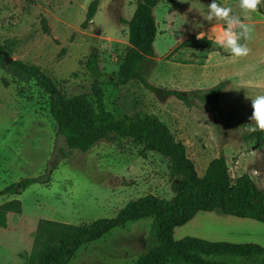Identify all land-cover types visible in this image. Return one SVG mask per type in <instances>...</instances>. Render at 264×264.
<instances>
[{
	"label": "rangeland",
	"instance_id": "374dc122",
	"mask_svg": "<svg viewBox=\"0 0 264 264\" xmlns=\"http://www.w3.org/2000/svg\"><path fill=\"white\" fill-rule=\"evenodd\" d=\"M96 1L93 16L87 13ZM243 15L238 0H218ZM212 0H160L153 9L157 25L146 81L164 90H208L222 84L216 102L160 97L136 81L114 86L118 64L129 46L128 21L136 0H0V45L14 60L38 67L66 96L89 94L92 77L85 63L92 51L106 84V108L117 118L154 115L182 141L197 173L225 159L228 174H248L264 192V147L244 143L241 120L250 121L251 99L264 94V5L246 23L254 25L249 56L232 59L216 47L213 24L204 19ZM43 21L45 23L43 24ZM49 29L48 34L43 26ZM222 27V25H218ZM204 39H197L199 33ZM49 99L34 79L0 56V190L24 178L48 175L17 198L20 214H6L0 228V264H39L34 236L40 220L80 224L113 218L130 200L152 194L170 199L167 160L155 153L139 156L127 139L103 140L87 153L62 159L63 141L49 113ZM251 122V121H250ZM150 219L115 228L78 249L68 264H136L157 244ZM195 237L212 242L254 243L264 247V224L217 212H199L174 229L179 241Z\"/></svg>",
	"mask_w": 264,
	"mask_h": 264
},
{
	"label": "trees",
	"instance_id": "16d2710c",
	"mask_svg": "<svg viewBox=\"0 0 264 264\" xmlns=\"http://www.w3.org/2000/svg\"><path fill=\"white\" fill-rule=\"evenodd\" d=\"M160 0H136V7L125 24L129 46L118 64L116 79L111 84L125 86L136 81L160 97H175L191 105L193 100L205 104L217 101L222 84L208 90H164L146 81L145 64L153 58L157 25L153 9ZM96 1L90 4L87 19L93 16ZM45 21H43V24ZM48 34L49 29L43 26ZM7 49L0 45V56ZM99 53L92 51L85 67L92 77L91 92L66 96L38 67L14 60L11 67L31 76L48 95L49 113L56 124V138L64 148L60 157L67 159L74 152L87 153L99 142L127 139L139 147V156L155 153L167 160L170 189L173 196L163 199L148 194L130 200L113 218H100L80 224L40 220L34 236L39 247V264H68L78 249L92 243L115 228L138 220L150 219V237L157 246L140 255L136 264H264V247L254 243L212 242L195 237L174 240V229L190 222L199 212H217L239 219L264 224V192L244 174L231 179L225 159H213L203 176L188 157L186 146L175 138L169 127L154 115L142 114L136 119L117 118L106 108L103 86L106 82L99 66ZM250 123L241 120V126ZM244 129V128H243ZM244 143L264 147V133H248ZM48 185L49 177L24 178L0 190V198H17L32 185ZM20 214L21 203L11 200L0 206V228L6 227V214Z\"/></svg>",
	"mask_w": 264,
	"mask_h": 264
},
{
	"label": "clouds",
	"instance_id": "9594fccd",
	"mask_svg": "<svg viewBox=\"0 0 264 264\" xmlns=\"http://www.w3.org/2000/svg\"><path fill=\"white\" fill-rule=\"evenodd\" d=\"M264 5V0H238V6L243 15L233 13L230 6H224L218 0H212L207 6L204 19L213 24L211 35L214 36L212 43L228 53L232 59H243L249 56L251 49L248 46L253 39L254 25L246 23L252 14L259 11ZM222 25V27H218ZM197 39H204V33L197 35ZM251 99L252 114L250 123L243 125L248 133H264V94L256 95Z\"/></svg>",
	"mask_w": 264,
	"mask_h": 264
},
{
	"label": "water",
	"instance_id": "95a60500",
	"mask_svg": "<svg viewBox=\"0 0 264 264\" xmlns=\"http://www.w3.org/2000/svg\"><path fill=\"white\" fill-rule=\"evenodd\" d=\"M3 58L6 64H10L13 61V58L10 57L7 53H3Z\"/></svg>",
	"mask_w": 264,
	"mask_h": 264
}]
</instances>
